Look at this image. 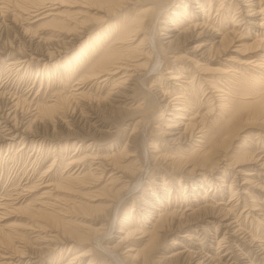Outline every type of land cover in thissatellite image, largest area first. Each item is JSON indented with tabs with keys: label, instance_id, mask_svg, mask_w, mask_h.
<instances>
[{
	"label": "rangeland",
	"instance_id": "rangeland-1",
	"mask_svg": "<svg viewBox=\"0 0 264 264\" xmlns=\"http://www.w3.org/2000/svg\"><path fill=\"white\" fill-rule=\"evenodd\" d=\"M56 1L60 2V4L62 3V6H60V4H55L54 7H57L56 10L60 11V13L59 16H57V21L53 22L50 20L51 17L37 20L36 18H38V16H33L35 12L31 7H28L30 10L28 9L27 12L24 10V12L23 7L29 5L24 0H0V261L3 260L4 262L2 264H65L70 261V254L73 252L72 249L68 250L66 253L65 251L59 252L57 244L48 242V240L46 241V239H50L48 237H51V234L54 233L52 228L47 227L46 230L48 232L44 230L42 232H37L35 230L36 226L33 224H49L45 217L38 216L37 213L34 214L32 211L33 208L39 207L38 204H35V201L40 191H42L40 190L38 192V186L34 185L40 183V181L44 183L45 181H48L49 178V181L54 180L61 182V178L65 176L66 173L77 174L80 169H83V166L80 164H74L68 168L65 166V163L73 155H76L77 158L84 159V167H88L94 171L97 166L93 165L96 162L94 160H97L94 158L115 152V150L118 151L123 147H125L126 150H131L130 155L136 156L135 160L137 161V165H141L142 168L140 169L138 176H135L137 173L134 175L130 173L131 175L127 174L122 178V181L131 180L132 182L130 188H128L129 191H126L125 196L121 198V200L117 202V206L113 208V215L111 214L112 218H109L108 216L104 217L103 211L100 210H92L86 213L85 215L88 218H75L77 221L86 224L83 226H90L93 229L104 227V231H107L100 237V248H98L97 245L95 246L92 242H89L79 245L78 248L74 250V253L76 254L87 249L92 250L88 253L89 255L81 257L80 264H88L89 262V264H121L120 262L122 261L125 264H138L139 262L136 261V263L133 261L134 259L132 255L134 256L136 250L142 247L145 239L139 243L140 240L136 238L138 235L129 238L128 241H122V238L130 229L132 230L133 227H135L133 219L135 220L139 217L141 218L140 221L143 219L139 215L140 213L147 211L145 215L148 216V220H142L139 222V226L135 228L146 229L151 225L150 221L155 219L152 211H163L167 207L174 210L176 214L178 213L177 218L176 220L174 218L175 221H173V223H166V232L161 235V238L157 241V243L159 242L156 246V249L158 250L154 253V256H156V261L158 259V263H150L149 260V264H196L198 258H203V263L209 259V264H264V176L261 174L264 173V166L261 168V163H264V127H260L257 123H251L253 126H249L244 132H240L237 135L236 140H232L233 142L231 143V147L232 144L236 146V148H231V156L235 155V157H239L242 154V151L244 152L247 150V152L251 151L253 153V160H250V162L239 167L233 168L229 165L230 168H226L229 174L222 172L223 168H221V165L223 163H219L220 165L218 164L216 167H219V169L215 170L214 168L211 171L206 172L208 176L206 183H208V186H205L206 184L201 181L202 188L198 190L199 180L204 179L188 175V169H184L185 167L182 168L183 165L180 167L177 165V168H175L176 166L173 167V165L168 164L169 161L167 159L159 157L161 152H164L166 155L170 154V157L179 154V152L173 153L174 149L175 151H178L175 148L177 146L173 143L162 142V139H160L161 130H159V126L164 125L165 118L169 114H175H173L171 110L168 111L164 109L163 114L161 113L157 119H153L155 118L154 113L156 112L157 107L147 108L146 110V106H144L145 103L136 107V104L138 105L139 103L146 102L149 98H152L154 92H158L156 95H158L160 100L163 98L161 104L165 105L171 98L177 95L175 94L177 91H180V94L191 99L190 107L193 108L192 111L194 114H197L196 116L208 113L209 115L207 117L212 120V118H214L213 114H218L216 110L218 102L213 100L212 102L207 103L206 100L212 99L211 94L214 96L221 92L213 91V88H207V85L204 84L203 80L207 75L194 71L187 64H183V61L186 60L185 57L192 56V46L202 42L205 37L200 36L198 38L184 41V36L181 37V35H178L176 39L172 41L169 48L170 51L168 48L166 49L167 46L161 44V52H169L161 54L162 60L159 61L158 66L153 67L152 70L146 73L141 81L140 79L136 80V78H134L130 80L131 82L126 83L131 90L126 92L124 94L125 96L114 95L116 90L114 89L111 80L105 84H98L100 78H96L89 83L82 80L80 75L83 71L81 70L82 66L80 63L77 65V68L74 67L73 69L71 63V68L70 66L65 68V70L70 68L69 71L66 70L68 73L71 72L72 75L70 78L64 76L66 71L63 70L61 66L53 72L48 71V76L45 75L46 70L49 68L51 69L54 64L62 63L68 58V56L77 54L78 49L85 44L86 40V36H83L80 41L76 42L72 47L68 44L63 45L62 47L58 38H62L65 33L72 37V33L67 31V29L73 27L75 23H77L78 29L81 26H87L88 28L86 29L89 30L90 28L89 32L100 31L101 26L104 25V22L101 23L102 25L100 24V21L104 19V17L101 18V16H105L102 11L108 12L107 9L112 7L109 5L110 3L107 2L102 3L101 5L99 3V5L93 4L94 7L100 9V12L90 10L87 13H90L91 15L94 14L97 18L88 19L76 13V11L82 9L78 6L83 4H77L80 0L77 1L76 4H70L69 0ZM175 4L176 1L174 0V2L170 3L167 9L162 12L163 14L159 15V26H164L161 21H164L165 17L162 16L160 18V16L169 14V12L173 10ZM187 4H189V6H187L186 10L191 9L193 11H198V8H193L196 3L188 1ZM208 4V0H206L204 5V10H206L205 14L208 10ZM216 4L217 3L211 6L209 16L207 15V17L212 20L211 23L216 26L218 25V28L224 25V31L227 32L231 29V20L234 19L230 16L233 13V6H231L232 8L229 10L228 14H225V16L231 18L230 21H228V19H223L220 15H216ZM149 5L150 3H141L136 5L135 8L133 7V10ZM132 12L134 11H130V13ZM198 14L199 18L203 17L200 12ZM116 20L118 19H113V21ZM57 22H63L65 27L57 25ZM187 25L189 24H183L182 26L185 28ZM169 28L174 27H166V29ZM155 29L157 30V28ZM57 30L64 32V35L57 34ZM176 31L174 32L175 34ZM179 31H182V28L178 29V32ZM165 32H167V30H161L158 28L156 33L159 41L164 44H166L168 40V38H164ZM221 32L222 30H219V33ZM146 34H149V30L142 29L139 31L138 36L132 40V46H137H135L136 48L130 53V55H137L136 58H138V56L146 55L141 51L143 47L142 41L138 44L142 37L143 39L146 38ZM248 37H253L252 32ZM55 38L57 39L56 41ZM218 39L219 37H216V40ZM109 42L110 40L106 41L105 44ZM87 43L88 42H86V44ZM92 43L93 42H91V44ZM65 46H68V51L65 56H63L62 53L65 50ZM90 46L91 45L89 44L87 49H89ZM53 48H56L57 50L56 54L59 56H57L58 59H60L59 62L55 59L44 67L42 61L38 62L36 59H28V61H31L27 66H25V62L19 67L12 65L14 60L18 57L23 58L30 52L38 51L39 53H47L50 52L51 49L53 50ZM231 51L232 49L226 51L227 53H222L223 55L219 57L218 60L224 61L223 59L226 57L237 56L236 53ZM247 55L250 56L252 54L251 52H248ZM174 58H177L179 61L175 62ZM82 60L83 59L79 62ZM70 61L72 62V60ZM86 61H88V59ZM144 61H146V59H141L139 62H142V64L137 68L146 69L148 64H145ZM173 62L177 63V66H188L186 67V70L182 72L183 76L179 80V82H188L182 87L176 86L171 88L168 86V82L164 80L165 75L163 74L165 73V67L166 65H172ZM77 73L78 75H76ZM117 75L119 76V74H116L113 79L118 77ZM179 75L181 76V74ZM246 79H248L247 76L242 82H246ZM153 80L155 81L153 82ZM260 80L261 82H264V79ZM96 81L98 84L97 86ZM196 82H201V85L199 87H192L190 85V83L196 85ZM154 84L157 86L155 89L154 86H152ZM240 84L239 86L235 85V97H232L234 100L245 96L244 93L246 90L241 88ZM220 88L222 87L220 86ZM161 90H167V95H164L165 98L162 97ZM194 90L197 92L194 93ZM74 92L81 93L82 95L75 98L72 95ZM260 92H262V90H260ZM128 94L131 96L130 98L128 97ZM262 94L257 95L261 96L257 100L260 99V101H262L264 99V95ZM62 96L64 100H66L63 101L64 104L62 100H60ZM57 102L58 107L47 111L45 107H47L48 104L52 106V104L55 105ZM196 103H199L197 108ZM122 104L124 105L122 106ZM241 109L246 110L245 107H242ZM12 111L15 116L11 114ZM131 111H134V113H131ZM247 112L248 111H244L245 115L249 114ZM7 113L8 115H6ZM72 113L73 115H76L74 116L75 118H71L70 114ZM65 115L70 116L65 117ZM190 115L193 114H186L183 122H185L186 118L190 117ZM6 117L9 120H7ZM138 119L141 120L140 123H138ZM14 122L17 124L21 123L19 126L16 124L17 128H19L18 132L10 131L15 128L9 129V124H13ZM29 122L30 124H28ZM243 122L244 120L241 123ZM27 125H30L28 129L25 128ZM182 131L183 127L181 126V132ZM189 133V130L185 132V140L189 139ZM4 137H10V139L13 138L14 140L13 142H9L4 140ZM197 140H199L198 137L193 139L190 138V143L188 142V144L184 145L181 144L182 146L180 149H189L193 144H198ZM237 141L239 142V146ZM150 143L155 144V147L157 145V147H151L152 144ZM241 143L244 145H241ZM79 144H81L80 147L77 146ZM245 145L246 147H244ZM169 146L170 150L167 151ZM242 146L244 147V150H242ZM155 150L159 153L154 152ZM238 150H241L240 154L238 153L239 155L237 154ZM152 154L158 158L153 159V157H151ZM255 158H258L259 161H255ZM120 160L122 161L123 158H120ZM226 162L231 163V160H227ZM125 163H128V160H126ZM231 168L234 170H231ZM108 169H110V167ZM108 169L102 175L105 179L108 177V174H111L112 172ZM238 169H240V172L237 171ZM245 171L254 174L251 176L242 174L246 173ZM217 176H219V178L223 177L224 180L226 179L227 183L232 182L233 190H237L236 195L231 197L230 193L227 192L223 186H221L223 188L216 186V183L218 184L219 182L215 180V177ZM244 176L250 178L248 184H242ZM234 179L235 181H232ZM164 181H170V183L168 182V184L164 186V190H162L161 186ZM30 185L34 187L28 189L30 188ZM178 185L179 187H177ZM193 187H195L194 191H192ZM168 188H171L169 195ZM84 196L86 197L87 195L85 194ZM81 199L85 200V198ZM168 199L169 201L167 203L163 202L158 206V200L162 202V200L166 201ZM97 202L100 203L101 200L98 199L96 200V203H93L98 204ZM145 202L147 203L145 204ZM231 203L233 206L231 208V222L233 221L234 223H231V231H229V233L225 232L227 230L226 227L218 225L217 222H219V220L217 219H220L222 215L219 213L217 214V212L213 211L212 214H215V216L211 215V217H206L205 213L199 211L195 212L192 217L191 215L187 216V214L193 209L196 210L207 206H215L214 210H217L216 208L220 207L227 209ZM253 204H256V206H253ZM131 209L132 211H130ZM44 210L55 211L56 209L52 206H48L45 207ZM76 212L79 213L78 210ZM181 214H184V216H181ZM127 216L130 217V221L129 219H126V222L129 221L128 226L120 227L122 224L121 221L125 220L124 218ZM91 217L95 219L97 218V220H94ZM111 220L114 221L112 224L113 226H110L109 224ZM179 220L183 222L181 223ZM233 225H236V227L232 228ZM101 230L102 229L99 231ZM214 234L215 237L213 236ZM9 237L12 238L10 243ZM221 238H224L223 241L225 242L222 241L221 247L219 248L217 241ZM174 241L177 243L173 244ZM119 242L121 244H119ZM70 245L71 244H67V247ZM107 247H114V251H105L104 249ZM128 248L131 250H128ZM180 251H183L184 253L182 256L184 260L182 258L178 259L177 256H174L176 252ZM111 253L113 255H110ZM115 255L116 259L113 258ZM138 258L141 262V257L139 256ZM215 258L217 260L220 258V260L217 261ZM210 259H213L214 262ZM71 261V264H78L76 259H74V261L72 259ZM123 262L122 264H124Z\"/></svg>",
	"mask_w": 264,
	"mask_h": 264
},
{
	"label": "bare ground",
	"instance_id": "bare-ground-1",
	"mask_svg": "<svg viewBox=\"0 0 264 264\" xmlns=\"http://www.w3.org/2000/svg\"><path fill=\"white\" fill-rule=\"evenodd\" d=\"M24 1H26V3H28L29 5L27 4L28 5V6L26 5L27 7L24 6L23 11L25 10L27 12V10L29 9L28 7H31V9L33 8V11L35 12L33 16L37 15L38 16V18H36L37 20L51 17L50 19L51 21L53 22L57 21V16H59L60 11H57L56 10L57 7H54V6L55 4H60V2L56 0H24ZM77 1L79 0H69V3L76 4ZM175 1H176V4L174 5L173 10H171L169 14H166V15L164 14L160 16V18L162 16H165V17H164V21H161L164 24V26H159L160 25L159 15L163 14L162 12L166 10L167 7L170 5V3L174 2V0H80V2H77V4L82 3L83 5L78 6L82 9H79L78 11H76V13L88 19L97 18L94 16V14H92L93 15L92 16L90 13H87L90 10H96L100 12V9H98V7H94L93 4L101 5L102 3H105V2L110 3L109 5H111L112 7L107 9L108 12L102 11L103 15L105 16H101V18L104 17V19L100 21V24L104 22L105 26L104 25H103L104 27L101 26L100 28L101 30L98 32L94 31L95 32L94 33L93 31L89 32L90 28L89 30L86 29L88 28L87 26L86 27L81 26L78 29V25L77 23H75L73 27L67 29V31L72 33L71 34L73 35L72 37H70V35H68L67 33H65L64 35V32L57 30V34L64 35L62 36V38H58L59 43L60 45H62V47L63 45H66V44H68L69 46L71 45L72 47L76 42H79L83 36L84 37L86 36L85 44H83V46H81L78 49L77 54L68 56V58H66V60L63 61L62 63H58V64L56 63L53 65L51 69L50 68L47 69L45 75L48 76V73H47L48 71L53 72L57 70L59 66H61V68L65 70V68L69 67L71 63L74 69V67L77 68V65L80 63V65L82 66L81 70L83 71L82 74L80 75L82 80L89 83L96 78H100V80L98 81V84L100 83L105 84L111 80V82H113L114 89L116 90L114 95L116 94L120 96V95H124L126 92L131 90V88L126 85V83L131 82L130 81L131 79L136 78V80L140 79L141 81V79L145 77L146 73L152 70L153 67L158 66L159 61L162 60L161 54L162 53L166 54L167 52L170 51L169 48L171 46V43L174 39H176L178 35H181V37L184 36L183 37L184 41L198 38L200 36H204L205 39L202 40V42H200L199 44H196L195 46H192L193 47L191 51L192 56L185 57L186 60L183 61L184 62L183 64H187L194 71L207 75L203 79L204 84L207 85V88L209 89L213 88V91L221 92L214 96L211 94L212 99L206 100L207 103H210L213 100L214 101L216 100V102H218V105H216V110L218 114H213L214 118H212V120L209 117H207L209 115L208 113L196 116L197 114H194L192 111L193 108L190 107L191 99H189L185 95L180 94V91H177L175 93L177 95L171 98L165 105L161 104V101L163 100V98L162 100H160L158 95H156L158 92H154L153 94L154 98L148 95L152 98H149L146 102H141L138 105L136 104V107H139L140 105H142V103L143 104L145 103L144 106H146V110L147 108L157 107L158 109L156 108V112L154 113L155 118L153 119H157V117H159L161 113L163 114L164 109L168 111L171 110L172 113L175 114V115L169 114L164 120L165 121L164 125L159 126L160 127L159 130H161L160 139H162V142L165 141L166 143H169V142L173 143L175 146H177L175 147L176 150H178V151H175L174 149L173 153L179 152V154L176 156L173 155V157H170V154L166 155L164 154V152H161L159 154V157L167 159L169 161L168 164L173 165V167L176 166L175 168H177V165L179 167L183 165L182 168L185 167L184 169H188V172H187L188 175L197 176V177H201L202 179H204V180H199L200 181L198 184V190H199L202 188L201 181L202 183L206 184L205 186H208L207 185L208 183H206V181L208 180L207 179L208 176L206 172L211 171L214 168L215 170L219 169V167L216 168L219 163H223L221 165V168H223L222 172H225V174H229L227 172L228 171L227 169H229L230 167H233V168L239 167V166L244 165L247 162H250V160L254 159L253 153L251 151L247 152V150L244 152L242 151V154L239 157H235V155L231 156V148H236L234 144H232V147H231V143L233 142L232 140H236L237 135L240 132H244L249 126H253L251 123L253 124L257 123L260 125V127L262 128L264 127V99L263 100L261 99L262 101H260V99L257 100L258 98L261 97L257 95L262 94V92H263L262 95H264V82H261L260 80V79H264V5H263L264 0H208V3H209L208 10H207L208 14L207 13L205 14L206 10H204V5H205L206 0H186V1L185 0H175ZM188 1H190L191 3H196L195 7L193 8H198V11H193L191 9L186 10L187 6H189V4H187ZM141 3H146V4L150 3V5L133 10V7L135 8L136 5L141 4ZM215 3H217L216 8H215L216 15H220L221 18L223 19L226 18L228 19V21H230L231 18H229L228 16H225V14H228L229 10H231L232 8L231 6H233V13L230 16L233 17L234 19L231 20L232 21L231 29H229L227 32L224 31L225 29L223 28L224 25L218 28L219 26L217 25L218 26L217 27L216 25L211 23L212 20L207 17V15L209 16L211 6L213 4L215 5ZM61 4L60 6H62ZM130 11H134V12L130 13ZM199 12L202 14L203 16L202 18H199L198 16ZM101 18H98V19H101ZM115 18L118 20L113 21V19ZM183 24H189V25H187V27L184 28L182 26ZM57 25L65 27L63 22H57ZM168 26H173L174 28L166 29V27ZM155 28H157V30L158 28L161 30H167V32H165L164 34V38H168L166 44L159 41V38L156 36L157 30ZM177 28L178 29L182 28V31L178 32ZM142 29L149 30V34H146V38L143 39L142 37L140 42H138V44H140L142 41L143 47L141 51L143 52V54H146V55L138 56V58H136L137 55H130V53H132L133 50L136 48L135 46H137V45L132 46V42H133L132 40L138 36L139 31ZM219 30H222V32L219 33ZM175 31H176V34L174 33ZM251 32L253 34V37L249 38L248 36ZM66 37L68 38V40ZM216 37H219V39L216 40ZM65 38L67 41L65 40ZM56 40L57 39L55 38V41ZM108 40H110V42L105 44V42ZM86 42L88 43L86 44ZM91 42L93 43L91 44ZM147 42H148V46H147ZM89 44L91 46L89 49H87ZM161 44L167 46L166 49L168 48L169 51L161 52L160 50ZM56 48H53V50L51 49V51L47 53H42V52L39 53L38 51L30 52L26 54L25 57L23 58L18 57L16 60H14L12 65L19 67L23 62H25L26 64L25 63L24 64L25 66H27V64H29V62L31 61V60L28 61V59H36L38 62L42 61L43 62L42 65L44 67H46L47 64H49L51 61L55 59L57 60V62H59L60 59H58L59 56L58 54H56L57 53ZM64 49H65L64 51L61 50L63 51L62 53L63 56H65V54L67 53L68 46L67 47L65 46ZM231 49H232L231 52L236 53L237 56L226 57L223 59L224 61L218 60V58L223 55L222 53H225L226 51L231 50ZM248 52H251L252 55L250 56L247 55ZM143 58L146 59L144 63L148 64L147 68L146 69L137 68L139 65L142 64V62L140 63L139 61ZM179 58H182V57H179ZM81 59L83 60L79 62ZM87 59L88 61H86ZM70 60H72V62ZM174 60L175 62L179 61L177 60V58H174ZM37 64H40V63H37ZM188 66L186 65L177 66V63H174V62L172 65H166L165 73L163 72L164 73L163 75H165L164 80L168 82L167 84L169 87L171 88H174L176 86L182 87L185 85V83L186 84L188 83L186 81L179 82L180 78L183 76L182 72L186 70V67ZM70 68L66 70L69 71ZM67 71L64 76L66 78H70L72 74L71 72L68 73ZM116 74H119V76L117 75L118 77L113 79L114 75ZM179 74H181V76ZM76 75H78V73ZM246 76L248 77V79H246L247 81L242 82V80L245 79ZM248 80L253 81V82H250ZM154 81L155 80H153V82ZM98 84L96 81V86ZM239 84L241 88H244L246 90V92L244 93L245 96L240 97V98L238 97L239 99L234 100L232 97H235L234 96L235 85L239 86ZM190 85L192 87L193 86L199 87L201 85V82H196V85L190 83ZM219 85L222 88H220ZM152 86H154V89L157 87L155 84ZM260 90H262V92H260ZM196 92L197 91L194 90V93ZM161 93L163 95L162 97H164V95L165 96L167 95V90H161ZM72 95L75 98L76 97L78 98L82 94L74 92ZM128 97L130 98L131 96L128 94ZM131 99H134V98H131ZM60 100H62V102L66 101L64 100L63 96ZM123 105L124 104H122V106ZM49 106L50 105L48 104V106L45 107L47 111L58 107V102L55 105L52 104V106L50 107ZM198 106H199V103H196V108ZM242 107H245L246 110H243L244 108L241 109ZM13 111L11 114H13ZM244 111H248L247 113L249 114L245 115ZM131 113H134V111L133 112L131 111ZM186 114L188 115L193 114V115H190V117L186 118V121L183 122V119H185ZM6 115H8V113ZM70 115H71V118L76 116V115H73V113ZM70 115H67V116H70ZM67 116L65 115V117ZM7 120L9 119L7 118ZM243 120L245 124L244 122L241 123ZM137 121L138 123H140L141 120L138 119ZM16 124L17 123L15 122L13 124H9L10 125L9 129L15 128L10 131H15V132L19 131V128H17V125L19 126V124L17 125ZM28 124H30V122ZM181 126L183 127L182 132H181ZM29 127L30 125H27V127L25 128L28 129ZM187 130L190 131L189 139L190 138L193 139L195 137L199 138V140H197L198 144L194 145L193 143H191L193 145L190 146L189 149H186V150L180 149L182 145L188 144L189 142V139L185 140V137H184L185 132ZM263 136H264V133H263ZM3 139L9 142H13L14 140L13 138L10 139V137L9 138L4 137ZM150 144H152L151 147L153 148L157 147V145L155 147V144L153 143H150ZM237 144L239 146V142ZM241 145H244V144L241 143ZM77 146L80 147L81 144ZM244 147H246V145ZM244 147L242 150H244ZM125 150H126L125 147H123L122 149H119L118 151L117 150H115V152L111 151L112 153H107L104 156H97L96 158H94V159H97V160H94L96 162L93 164V165H97L96 166L97 171L96 170L93 171L88 167H84L85 166L84 159L77 158L76 155H73L65 163V166L68 168L71 165L80 164L81 166H83V169L82 170L80 169V171H78L79 173L78 172L77 174L76 173H66V175L61 178L60 180L61 182L54 181V180L49 181L50 178L48 179V181H45L44 183L40 181V183L35 184L34 182L35 185L34 184L33 185L38 186L37 188H39L37 191L38 192L40 190L42 191H40L35 201V204H38L39 207L33 208L32 211L34 214L37 213L38 216L45 217L46 221L48 220L47 222L49 225H44V224H36V225L33 224V225L36 226L35 230L37 232H42L43 230L48 232L46 228L47 227L52 228V231L54 233H52L51 237H48L50 239H46V241L48 240V242L57 244L58 246L57 248L59 252L65 251L66 253L68 250H71V249L73 250V252L70 254L71 255L70 261L66 262L65 264H71L72 259L73 261L74 259H76L78 264H80L81 257L89 255L88 253L92 250L87 249L84 251H80L79 254L74 253V250L77 249L79 245L83 243H89V242H92L95 246L97 245L98 248H100L101 247L100 237L103 236L105 232H107V231H104L105 230L104 227L93 229L90 226H83L86 224L83 222L77 221V219L75 218L76 217L88 218L85 214L92 210L103 211L104 217L108 216L109 218H112L113 208L117 206V202H119V200H121V198L125 196L126 191L128 190V188H130L131 182H132L131 180L122 181V178H124L127 174H130V173H132V175L137 173L135 174V176L139 175V171L142 167L139 164L137 165V161L135 160L136 156L130 155L131 150L129 149L126 151ZM168 150H170V146L168 147L167 151ZM240 151L238 150L237 154L238 153L240 154ZM154 152H158V151L155 150ZM151 157H153V159L158 158L157 156L155 157V155L153 154L151 155ZM120 158H123V160L121 161ZM126 160H128V163H125ZM227 160H231V163L226 162ZM255 161L258 162L259 159L255 158ZM107 166L108 168L110 167V169H108ZM263 166H264V163L262 162L261 168ZM233 168H231V170H234ZM107 169L112 172L111 174L109 173L110 175L108 174V177L105 179L102 177V175ZM237 171L240 172V169H238ZM245 172L246 173H242V174L248 175V176H251L252 174H254L249 171H245ZM261 174L262 176H264V173H261ZM248 176L243 177L242 184H245V183L248 184V181L250 180ZM215 180L219 181L218 184L216 183V186H219V187L223 186L224 189H226L227 192L230 193L231 197L236 195L237 190L236 189L233 190L232 182L227 183L226 179L224 180L223 177L219 178V176L215 177ZM232 181H235V179ZM168 182L170 183V181L163 182L161 186L162 190H164V186L168 184ZM34 186L30 185V188L28 189H31V187H34ZM177 187H179V185ZM194 190H195V187L192 188V191ZM170 191H171V188H168V195L170 194ZM244 193H245V190H244ZM85 194L87 195L86 197L84 196ZM81 198H85V200H82ZM98 199H100L101 202L100 203L97 202L98 204H94L93 202L96 203V200ZM168 201L169 199L166 201L162 200V202L158 200L159 202L158 206L161 205L160 203H163V202L167 203ZM146 203L147 202H145V204ZM244 203H245V199H244ZM218 204H221V203H218ZM48 206H52L56 210L55 211L44 210V208ZM253 206H256V204H253ZM214 207L207 206V207L198 208L196 210L192 208L193 210L190 209L192 211H190V213H188L187 216L191 215L192 217V215H194L195 212L199 211V212L205 213L206 217L207 216L211 217V215L215 216V214H212L213 211L217 212V214L219 213L220 215H222L220 219L216 218L217 220H219V222H217L218 225L226 227L227 230L225 232L229 233V231H231V223L233 222V221L231 222L232 220L231 219V213H232L231 208L233 207L232 203L229 205L227 209L224 207H220V208H216L217 210H214ZM132 209L130 211H132ZM77 210L79 213L76 212ZM146 212L147 211H143L142 213L140 214L138 213V214L143 218L142 220L145 219L147 221L148 216L145 215ZM152 214H154L155 219L153 221H150L151 225L148 228L146 229L135 228L139 226V222H141L142 220L140 221L141 219L140 217L135 220L133 219V222H134L133 224L135 227H133L132 230L130 229L125 234V236L122 238V241H126V240L128 241L129 238H132L135 235H138V237L136 238L140 240L139 243L142 242L143 239H145L142 247L136 250V253L134 256L132 255L134 259L133 261L139 262L138 264H149V260H150V263L151 262L158 263V259L156 261V256H154V253H156V251L158 250L156 249V246L159 243V242L157 243V241L159 238H161V235L165 234L166 223L168 222L173 223V221L176 220L178 213L176 214L174 210H171V208L167 207L163 211L162 210L152 211ZM181 216H184V214H181ZM129 218L130 217L128 216L125 217L124 218L125 220L121 221L122 224L121 225L119 224L120 227H123L126 225L128 226L129 221H130ZM93 219L97 220V218L96 219L93 218ZM126 219H129V221L126 222ZM113 222H114L113 220L109 222L110 226H113L112 225ZM233 226L232 228L236 227V225L234 227ZM100 229H102L103 231L102 230L99 231ZM216 232H217V229H216ZM213 236L215 237V234ZM11 239L12 238L9 237V243L10 241H12ZM223 239L224 238H221L217 241L219 248L221 247V242L223 241ZM176 243H177L176 241L173 242V244H176ZM67 244H71V245L67 247ZM119 244L121 243L119 242ZM113 249L114 247L113 248L107 247L104 250L110 251ZM128 250H131V249L128 248ZM149 252H150V255H149ZM110 255H113V254L111 253ZM183 255H184L183 251L176 252L174 254V256H177L178 259L182 258ZM139 256L141 257V262L138 258ZM115 257L116 255L113 258ZM202 259L198 258V260L196 261V264H209L208 262L209 259L205 263L202 262L203 261ZM210 260L214 262L213 259H210ZM219 260L220 258H218L217 261ZM122 262L120 263L122 264ZM2 263H4L3 260L0 261V264ZM215 264H219V263H215Z\"/></svg>",
	"mask_w": 264,
	"mask_h": 264
}]
</instances>
